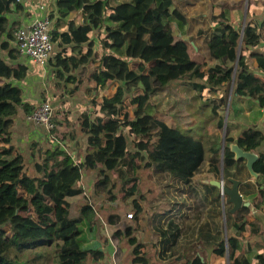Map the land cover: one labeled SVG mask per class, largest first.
<instances>
[{
  "label": "trees",
  "instance_id": "16d2710c",
  "mask_svg": "<svg viewBox=\"0 0 264 264\" xmlns=\"http://www.w3.org/2000/svg\"><path fill=\"white\" fill-rule=\"evenodd\" d=\"M53 1L60 13L53 40L63 47L55 57L61 61L58 74L72 85L67 89L71 96L87 81L86 93L94 111L79 116L78 132L69 113L59 107L53 117L56 143L47 141L46 147L37 149L39 143L33 142L31 156L37 173L29 174L26 155L13 141V127L20 107L30 114L36 106L24 103L23 89L11 81L24 80L28 67L0 57V264L99 262L104 251L85 243L86 229L81 226L84 222L94 227L93 205L86 201L77 215L71 214V199L84 193L79 185L83 169L96 172L98 197L107 194L112 198L118 187L120 202L129 204L139 201V172L144 168L151 170L158 194L133 216L139 225L138 215L146 214L158 262L264 264V253L255 246L247 244L240 251L248 227L239 218L251 215L263 202L264 161L256 160L250 171L247 159L236 158L230 147L237 142L245 151L257 152L264 142L263 132L250 127L237 139L227 134L224 151L211 148L206 161L201 140L149 111L152 96L187 78L202 92V98L207 97L205 92L214 96L215 115L226 104L224 93L215 94L232 81L236 95L264 103V78L252 69L247 53L264 40V19L259 21L258 14L249 11L251 20L239 43L240 34L227 14L212 12L207 0ZM22 10L19 0H0V47L12 59L18 58L10 42L20 22L11 23L10 14ZM75 12L80 17L70 19L62 30L66 18ZM173 19L192 47L206 61H213V66L195 61L187 46L176 42ZM67 47L74 53L63 58ZM254 56L255 67L264 71V49ZM89 65L95 66L93 71ZM115 83L110 99L101 102L95 97ZM127 100L135 105L133 113L125 104ZM61 114L67 122L61 120ZM223 126L220 117L218 128ZM123 129L132 137L134 149ZM80 133L88 145L84 160L77 163L58 142L75 139ZM222 172L224 186L230 189L237 181L239 193L244 203L251 201L249 205L232 211L231 195L212 183L221 180ZM110 221L116 224L120 219L111 216ZM261 229L260 224L252 223L250 235H258ZM114 236L127 239L134 264L152 263L131 225L124 231L119 227ZM196 246L198 251L191 255L190 249Z\"/></svg>",
  "mask_w": 264,
  "mask_h": 264
},
{
  "label": "rangeland",
  "instance_id": "374dc122",
  "mask_svg": "<svg viewBox=\"0 0 264 264\" xmlns=\"http://www.w3.org/2000/svg\"><path fill=\"white\" fill-rule=\"evenodd\" d=\"M209 7L212 12L221 13L224 11L227 14L228 20L234 24L235 29L239 32V43L244 38V28L251 20V14L249 11L254 10L258 14L259 21L264 19V4L263 0H207ZM73 16H79V13H73ZM174 29H175V38L176 42L181 43L187 46L188 51L191 57L197 62H205L207 67L213 66V61H206V58L202 55L198 54V52L192 47L193 45L186 39L183 34L178 30V23L173 19ZM176 24V25H175ZM11 46L14 47L13 40L10 42ZM264 49V40L256 47H251L248 53V62L254 71L257 73L261 72L255 67L254 59L255 54L253 52L261 53ZM7 53V52H6ZM0 54H4V52L0 48ZM95 68L94 65H89L90 71H93ZM25 80V79H24ZM191 79H185L182 81L172 82L158 94L151 97L149 102V111L155 116L163 119L168 124L173 126H178L190 133L194 138L201 140L206 148V161L209 159L210 149L217 148L221 152L225 145V136L228 134L226 129L220 128L218 131L213 130V125L216 115L213 112L212 103L213 97L212 95H207L206 98H202L200 95L202 92H199L192 85ZM71 86L70 84L67 86ZM88 88L87 81L83 84L82 88L78 91V93L73 96L74 98L68 100L70 101L69 106L58 105L59 101L55 105V111L60 107L62 111L65 113H69V117H72L71 125L80 132V123L78 125L79 116L87 111L91 112L93 106L91 104L92 98L88 96L86 93V89ZM235 84L234 82L227 83L222 92L219 94H215L218 97L221 93L226 95V104L220 108L221 117H223L224 122L232 117L234 113L235 107H242L245 109L248 108H257L258 102L249 98H242L234 93ZM64 90V88L59 89ZM116 91V83L110 86V89L103 92L102 94H97L95 97L99 99L101 102L110 99ZM134 91V90H133ZM132 91V92H133ZM66 93V90H64ZM130 92L128 95H132ZM47 95V91H46ZM241 97V98H240ZM128 109L133 113L135 110V105H132L129 100L125 103ZM36 106V105H35ZM71 113V114H70ZM55 114V113H54ZM91 114V113H90ZM231 114V115H230ZM63 114L59 115L61 120L64 121ZM71 120V118H70ZM67 122V121H64ZM123 132L127 135L129 140V147L134 149L133 140L130 136L128 130L123 129ZM218 132V133H216ZM54 134V133H53ZM55 135V134H54ZM79 139L78 147H73V145L69 142V137L64 140L59 141L58 143L65 142L64 149H67V153H69L77 163L82 162L84 160V154H82L81 147L85 143V136L83 134H79L77 136ZM44 140L45 136L38 134L36 138H31L26 140L22 147L17 146L19 143L15 141L16 146L26 155V165L27 171L29 174L35 175L37 173L35 168L36 160L31 156V148L33 144V140L38 144L37 149H39L42 145L46 147L45 141H37ZM48 141V140H47ZM50 142V141H49ZM54 142L56 143L55 139ZM51 142V143H54ZM83 143V145L81 144ZM20 145V144H19ZM62 145V144H61ZM21 151V150H20ZM77 152V153H76ZM39 161H41L39 159ZM113 180L117 183V178L112 174ZM139 192L137 198L138 202H130L129 204H125L120 202L121 194L118 187L115 190V196L109 198L107 194L105 196L98 197L96 194V182L98 180L97 174L95 171L89 169H83L82 177L79 182V185L83 188L84 193L77 198L71 199L72 202V216L78 214L79 208L86 204V201L91 203L95 210V218H94V227L89 228V225L84 222L81 223V226L86 229V244L91 246H96L98 249L104 251V257L97 263L90 264H134L132 261L133 258V248L127 244V239L121 237H115L114 234L117 229L120 227L121 230H125L127 226H132L134 228V235L137 236L138 241L142 242L144 246V250L148 253V256L151 257V264H161L158 262L154 255V248L152 246V236L151 230L147 226L146 222V214L140 213L138 215L139 225H137L135 221V217L133 215L139 210L140 207L147 206V202L152 195L158 194V186L155 184L151 170L148 168H144L139 172ZM115 216L120 219L119 223L116 224L111 223L110 217ZM128 219V220H127ZM1 225V224H0ZM4 225V224H3ZM2 225V226H3ZM9 224H7L8 226ZM13 230V228H11ZM198 251V247H193L190 249L189 253L193 255ZM51 264H54L53 262Z\"/></svg>",
  "mask_w": 264,
  "mask_h": 264
},
{
  "label": "crops",
  "instance_id": "0c3cea01",
  "mask_svg": "<svg viewBox=\"0 0 264 264\" xmlns=\"http://www.w3.org/2000/svg\"><path fill=\"white\" fill-rule=\"evenodd\" d=\"M19 1L23 5V10L21 12L14 11L10 14L11 23L20 22V25H22L25 21L31 20L34 17L32 6L37 5L38 3H44L48 5L51 11V15L54 13L56 15L54 16L55 22L60 17V13L56 8L55 1L53 0H19ZM77 17H80V14ZM77 17L73 16V13L70 14V16L67 17L66 20L64 21L62 30L67 29V23L70 19L77 18ZM81 21L83 22L84 19L83 20L81 19ZM1 50L4 52V54H0V57L5 59L8 63L10 64H18V63L21 64L22 63L19 58V55L17 59H12L8 51L3 50L2 48ZM62 50H63V47H57L56 55ZM72 52H73V49L71 47H67L66 52L63 53V58H65V56H69ZM253 53L255 54L257 52H253ZM55 57L51 59L50 65L48 66V70H47L48 73H46V77H45V72L37 69V66L34 63L27 62V63H23L28 67V74L25 80H22V81L15 80V79L11 80L12 83L19 85L23 89L24 103L35 106L39 104L41 101H43V99H47L49 97L54 102L55 105L57 104V101H59L58 105H60V107L62 106V104L64 106L73 107L72 105H70L71 103L68 100V98L70 99L74 98L73 96H75L78 92L72 96L68 94L67 86L69 85V83H65L59 76L58 71L61 69L60 68L61 61ZM258 74L262 78H264V71H261L260 73L258 72ZM45 79L46 80L48 79L46 83H44ZM62 88L66 90V93L64 92V90H59ZM46 91H47V95H46ZM241 97L245 99L249 98V99H253L254 101H257L259 104L258 107L248 108V109H245L242 107H235L232 117L230 116V118L226 120V122H224V126L222 129L225 128L228 134L234 136L235 139H237L244 130L250 127H255L258 130L262 131L264 134V103H261L259 100L254 99L249 96H241ZM28 115L29 114L25 111V109L23 107H20L18 116L15 119V124L13 127V141L15 139V141H17L20 144L19 145L18 143H16L15 145L18 144L17 146H20V147H22V144L26 143L25 142L26 140L29 141V139L31 138L35 139L38 134L43 135L45 131V129L42 126H38L34 122L28 120L27 118ZM220 117H221V112L219 109L218 115H216V118L214 121L215 125H213V130L218 128ZM219 129L220 128L216 129L215 131H218ZM36 140L41 141L39 139H36ZM33 142H36V141L33 140ZM69 142L73 145V147L74 146L78 147L77 144L79 143V139L77 137L75 139L70 138ZM81 144L83 145V143ZM235 144H237V142L231 143L230 147L232 148ZM87 145H88L87 139L85 137L84 145L82 147L80 145L82 154L86 152ZM20 150L22 152V149ZM254 153L258 156L257 160L260 159L261 162L264 161V159L261 158L260 156V155H264V142L259 148V150ZM263 189H264V185H263ZM243 199L245 201L244 197ZM250 202L248 203L250 204ZM257 202L260 203L261 201H257ZM239 218L245 221L248 227V230L246 231L247 233L246 239L241 241L240 251L242 252L247 244H251L252 246H255V248L260 253H264V197H263V202H261V204L258 205V208H256V210H254V212H252L251 215L249 216L239 215ZM255 222L260 224L262 226V229H261V233L253 236V235H250V229H251V224ZM210 257L211 256L209 254L208 259H210Z\"/></svg>",
  "mask_w": 264,
  "mask_h": 264
},
{
  "label": "built area",
  "instance_id": "2783aa9c",
  "mask_svg": "<svg viewBox=\"0 0 264 264\" xmlns=\"http://www.w3.org/2000/svg\"><path fill=\"white\" fill-rule=\"evenodd\" d=\"M32 10L34 17L29 21H25L14 31V48L18 52L21 64L34 63L37 69L45 72L46 77L48 66L51 59L55 57L58 47L52 34L55 30V19L51 17V11L47 4L38 3L32 6ZM47 80L45 79L44 83ZM54 111L55 104L48 97L46 101L37 104L35 109L27 116L28 120L45 129L43 133L44 140L50 142H54ZM61 144L64 149L65 142ZM64 151L68 150L64 149Z\"/></svg>",
  "mask_w": 264,
  "mask_h": 264
},
{
  "label": "water",
  "instance_id": "95a60500",
  "mask_svg": "<svg viewBox=\"0 0 264 264\" xmlns=\"http://www.w3.org/2000/svg\"><path fill=\"white\" fill-rule=\"evenodd\" d=\"M235 154H236V158H240V157H244L247 159V165L250 169V171H253V163L257 160L258 156L251 151H245L244 149H242L241 147H239L238 144H235L232 148H231ZM224 151V149H223ZM213 184H215L216 186L220 187L222 189V191H226L227 193H229L231 195V200L234 202V207L232 209L233 212H235L238 208H240L243 204L245 205H249L248 202L244 203V199L243 196L239 193L238 190V182L234 181V185L232 188H226L224 186V181H223V172H222V177L221 180H214L212 181ZM212 249H209V254H211Z\"/></svg>",
  "mask_w": 264,
  "mask_h": 264
}]
</instances>
